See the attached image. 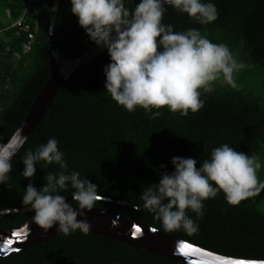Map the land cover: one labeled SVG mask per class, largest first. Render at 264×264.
I'll return each mask as SVG.
<instances>
[{
    "label": "trees",
    "instance_id": "obj_1",
    "mask_svg": "<svg viewBox=\"0 0 264 264\" xmlns=\"http://www.w3.org/2000/svg\"><path fill=\"white\" fill-rule=\"evenodd\" d=\"M52 8L54 0H46ZM134 9L139 0H124ZM218 9V19L200 24L171 6L162 23L174 31L198 29L210 41L225 44L244 69L264 67V0H204ZM26 7L25 0H0V142L6 143L25 118L34 100L56 70L49 44L50 11L36 4L29 13L35 31V44L23 53L25 34L9 28ZM7 19L10 21L5 22ZM56 39L67 58H77L97 45L90 40L78 18L71 12L70 0H60L56 17ZM106 50L74 71L62 85L52 106L12 159L8 184L0 185V212L27 208L22 197L29 183L37 189L45 184L47 173L60 171L58 165L37 163L34 180L25 179L22 158L28 150L59 142L69 171H78L98 186L100 197L134 204L131 206L99 199L97 208L115 212L163 230L160 222L146 211L140 199L145 187L158 183L162 172L171 173L173 157L194 158L197 167L210 158L214 148L225 143L237 151L257 155L264 147V106L251 92L214 84L205 93L204 107L187 117L166 107L152 119L142 108L128 112L106 92L104 68L110 63ZM157 109H153V112ZM163 166V167H162ZM10 185V186H8ZM74 191L61 193L71 197ZM66 197V198H67ZM75 204V201H71ZM264 192L258 197L229 205L221 191L204 202V215H188L199 231L169 233L189 243L225 256L264 260ZM34 212L8 213L0 221V231L15 228ZM166 232V231H164ZM0 264H182L97 234L79 230L60 233L45 242L23 249Z\"/></svg>",
    "mask_w": 264,
    "mask_h": 264
},
{
    "label": "clouds",
    "instance_id": "obj_2",
    "mask_svg": "<svg viewBox=\"0 0 264 264\" xmlns=\"http://www.w3.org/2000/svg\"><path fill=\"white\" fill-rule=\"evenodd\" d=\"M70 3L71 12L90 40L107 49L111 62L104 68L105 89L128 112L139 107L157 119L162 115L159 109L166 107L187 117L189 111L197 113L204 107L202 95L212 93L218 80L237 87L235 74L246 67L227 45L213 43L200 30L176 32L171 24L162 23L167 6L200 24L212 23L219 15L212 2L139 0L134 9L127 8L124 0ZM26 142L22 127L6 143L0 142V185L10 181L12 159ZM58 145L57 139L50 138L24 154L21 175L25 179L34 180L38 162L58 165L60 171L47 173L39 189L29 183L22 203L31 207L34 223L45 231L56 226L59 234L79 230L87 235L91 224L78 217L96 206L98 186L80 172L68 170ZM171 163L174 170L162 172L159 182L145 187L140 195L143 208L169 233L183 230L196 234L199 225L188 210L202 218L204 202L215 199L221 191L232 206L264 192V182L257 175L262 167L260 157L237 151L227 143L214 148L199 168L194 158L173 157ZM69 187L74 190L71 197L75 207L61 194Z\"/></svg>",
    "mask_w": 264,
    "mask_h": 264
},
{
    "label": "water",
    "instance_id": "obj_3",
    "mask_svg": "<svg viewBox=\"0 0 264 264\" xmlns=\"http://www.w3.org/2000/svg\"><path fill=\"white\" fill-rule=\"evenodd\" d=\"M59 3L60 0H54V5L50 11L49 25V44L56 62V70L44 84L25 118L18 126L24 129V135L27 136V140L47 110L52 106L59 88L69 80L72 73L107 50L96 46L77 58L71 59L64 56L59 50L56 39V17ZM100 199L135 206L128 202L110 198L100 197ZM66 200L67 202L73 201L72 197H67ZM73 206L75 207V204ZM138 208H143V206ZM25 212L33 211L31 207L3 210L0 212V221L8 213ZM33 216L15 228L0 231V260L59 235L56 231V226L48 231L41 229L34 223ZM85 218L91 224L89 233L97 234L182 264H264V260L241 259L209 251L177 236L105 209L94 207L91 211L85 210V216L78 217V220ZM17 233H20L19 237L16 235ZM184 244H187L188 247L184 253H181L180 248Z\"/></svg>",
    "mask_w": 264,
    "mask_h": 264
},
{
    "label": "rangeland",
    "instance_id": "obj_4",
    "mask_svg": "<svg viewBox=\"0 0 264 264\" xmlns=\"http://www.w3.org/2000/svg\"><path fill=\"white\" fill-rule=\"evenodd\" d=\"M4 21L7 22L10 21V19H4ZM235 81L237 84V87L235 88H232L230 85L224 83L222 79L218 80L216 83H219L222 87L227 89H242L247 92H251L254 96L261 100L262 105L264 106V67L242 69L239 73L235 74ZM257 155L260 157V163L262 165L257 175L259 180L264 182V147Z\"/></svg>",
    "mask_w": 264,
    "mask_h": 264
},
{
    "label": "built area",
    "instance_id": "obj_5",
    "mask_svg": "<svg viewBox=\"0 0 264 264\" xmlns=\"http://www.w3.org/2000/svg\"><path fill=\"white\" fill-rule=\"evenodd\" d=\"M26 7L21 16L13 20L9 28H18L17 34H25V39L22 43L23 53H29L35 42V31L33 30L32 24L29 21V13L33 11V7L38 4L44 9L51 11V7L48 5L46 0H25Z\"/></svg>",
    "mask_w": 264,
    "mask_h": 264
},
{
    "label": "snow or ice",
    "instance_id": "obj_6",
    "mask_svg": "<svg viewBox=\"0 0 264 264\" xmlns=\"http://www.w3.org/2000/svg\"><path fill=\"white\" fill-rule=\"evenodd\" d=\"M137 231H139V229H137ZM16 235L19 237L20 236V233H17ZM187 247H188L187 244H184L183 246H181V248H180L181 253H184L185 252V249ZM16 250H18V249H16Z\"/></svg>",
    "mask_w": 264,
    "mask_h": 264
}]
</instances>
